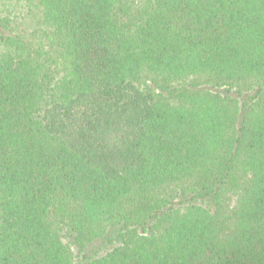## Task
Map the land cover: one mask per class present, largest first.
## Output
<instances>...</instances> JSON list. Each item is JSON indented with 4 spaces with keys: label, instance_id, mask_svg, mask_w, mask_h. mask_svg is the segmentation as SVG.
I'll return each instance as SVG.
<instances>
[{
    "label": "trees",
    "instance_id": "16d2710c",
    "mask_svg": "<svg viewBox=\"0 0 264 264\" xmlns=\"http://www.w3.org/2000/svg\"><path fill=\"white\" fill-rule=\"evenodd\" d=\"M0 264H264V0H0Z\"/></svg>",
    "mask_w": 264,
    "mask_h": 264
}]
</instances>
